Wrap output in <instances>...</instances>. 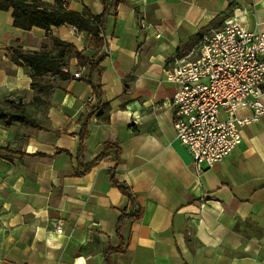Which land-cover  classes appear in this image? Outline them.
I'll return each instance as SVG.
<instances>
[{
  "label": "crops",
  "instance_id": "1",
  "mask_svg": "<svg viewBox=\"0 0 264 264\" xmlns=\"http://www.w3.org/2000/svg\"><path fill=\"white\" fill-rule=\"evenodd\" d=\"M65 7L104 11L101 0H66ZM227 18L260 32L264 0H124L107 16L99 45L70 25L49 35L23 30L0 9V108L14 112L20 103L31 120H0V264H107V249L119 245L110 264H264V116L201 171L173 126L176 86L166 70L194 58L201 37ZM51 37L72 43L84 59L70 56L63 68L70 78L46 75L38 92L29 68L9 51L55 54ZM100 55L99 71L90 74L87 61ZM92 83L101 87L103 107L88 119ZM106 143L120 150L119 161L110 146L76 174ZM112 173L142 207L121 237L117 220L129 200ZM54 219L62 220L61 233L48 229Z\"/></svg>",
  "mask_w": 264,
  "mask_h": 264
},
{
  "label": "built area",
  "instance_id": "2",
  "mask_svg": "<svg viewBox=\"0 0 264 264\" xmlns=\"http://www.w3.org/2000/svg\"><path fill=\"white\" fill-rule=\"evenodd\" d=\"M166 78L176 86V138L198 171L212 167L241 143L245 126L264 116V29L253 32L236 18L225 19L201 37L196 56L167 69ZM243 108L248 115L239 114ZM47 227L61 233L62 220H49Z\"/></svg>",
  "mask_w": 264,
  "mask_h": 264
},
{
  "label": "trees",
  "instance_id": "3",
  "mask_svg": "<svg viewBox=\"0 0 264 264\" xmlns=\"http://www.w3.org/2000/svg\"><path fill=\"white\" fill-rule=\"evenodd\" d=\"M104 4V11L98 15H90L87 13H79L68 10L65 7L66 0H55L54 4L47 5L40 0H34L32 2L28 0H0V9L4 11H11L13 16V24L15 27L23 30H31L34 27L42 28L49 35L52 27H59L61 25H70L75 27L78 31L87 32L97 45L102 42V29L104 22L109 14L116 15L117 6L124 0H101ZM53 45L58 47V51L53 54L46 51L40 52H27L20 46H11L9 55L12 61L17 64L25 65L29 68L32 77V88H38V92L43 90L40 85V80L46 75L58 76L60 78H70V74L64 71V67L68 62L70 56H75L79 61L84 59L81 51H79L72 43L62 41L56 37H51ZM102 59V55L95 57L94 59L88 60L90 74L93 71H99V63ZM87 79L91 81L89 78ZM93 84V92L96 97L94 104L88 103V109L90 110L87 118L98 109H101V87L97 83ZM46 87V86H45ZM51 85L47 86L50 88ZM16 111H5L0 108V120L4 124L10 125L14 121H21L31 123L30 118L23 112V107L20 103L15 104ZM83 137V131L81 134ZM112 146L115 152V158L119 161L120 150L111 143L105 144V149L89 164L84 166V169L76 172V174L84 173L88 171L93 165H95L99 159L105 155L107 149ZM111 181L113 185L118 187L120 191L128 197L129 205L127 209L122 210L117 220L116 233L121 237V227L132 221L140 219L142 216V207L137 202L131 189L125 184L118 182L114 174H111ZM122 246L107 249V264L109 262V255L113 251H121Z\"/></svg>",
  "mask_w": 264,
  "mask_h": 264
},
{
  "label": "rangeland",
  "instance_id": "4",
  "mask_svg": "<svg viewBox=\"0 0 264 264\" xmlns=\"http://www.w3.org/2000/svg\"><path fill=\"white\" fill-rule=\"evenodd\" d=\"M220 28H222V26L218 27L216 30H218V29H220Z\"/></svg>",
  "mask_w": 264,
  "mask_h": 264
}]
</instances>
